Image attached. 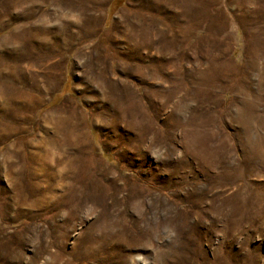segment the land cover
<instances>
[{
  "label": "rangeland",
  "instance_id": "obj_1",
  "mask_svg": "<svg viewBox=\"0 0 264 264\" xmlns=\"http://www.w3.org/2000/svg\"><path fill=\"white\" fill-rule=\"evenodd\" d=\"M84 3L0 0V264H264V0Z\"/></svg>",
  "mask_w": 264,
  "mask_h": 264
},
{
  "label": "crops",
  "instance_id": "obj_2",
  "mask_svg": "<svg viewBox=\"0 0 264 264\" xmlns=\"http://www.w3.org/2000/svg\"><path fill=\"white\" fill-rule=\"evenodd\" d=\"M76 1H78V3L84 1L85 2L84 5L83 6L81 5L79 8L84 10L90 9V12L94 13V15L98 17L100 6L103 10L107 11L108 8H110L112 1L114 0H76Z\"/></svg>",
  "mask_w": 264,
  "mask_h": 264
},
{
  "label": "bare ground",
  "instance_id": "obj_3",
  "mask_svg": "<svg viewBox=\"0 0 264 264\" xmlns=\"http://www.w3.org/2000/svg\"><path fill=\"white\" fill-rule=\"evenodd\" d=\"M260 7V6H259ZM262 8V7H261ZM188 12V11H187ZM245 18V17H244ZM246 23H247V21H246ZM43 101L42 100H39L38 101V103L40 104V103H42ZM37 107V106H36ZM67 120V119H66ZM59 123V122H58ZM58 126V125H57ZM63 126V125H62ZM59 129V128H58ZM72 133V132H71ZM62 135V134H61ZM71 135V134H70ZM72 138V137H71ZM33 161V160H32ZM33 164V163H32ZM42 167V166H41ZM8 171V170H7ZM35 187V186H34ZM30 193V192H29ZM30 196H32V195H30ZM50 199V198H49ZM48 199V200H49ZM23 206V205H22Z\"/></svg>",
  "mask_w": 264,
  "mask_h": 264
}]
</instances>
